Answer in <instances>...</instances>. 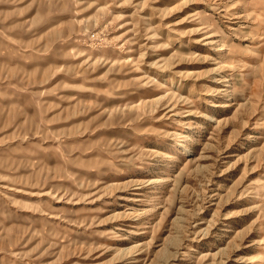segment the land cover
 I'll return each instance as SVG.
<instances>
[{
    "label": "rangeland",
    "instance_id": "obj_1",
    "mask_svg": "<svg viewBox=\"0 0 264 264\" xmlns=\"http://www.w3.org/2000/svg\"><path fill=\"white\" fill-rule=\"evenodd\" d=\"M0 264H264V0H0Z\"/></svg>",
    "mask_w": 264,
    "mask_h": 264
}]
</instances>
